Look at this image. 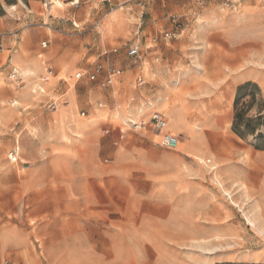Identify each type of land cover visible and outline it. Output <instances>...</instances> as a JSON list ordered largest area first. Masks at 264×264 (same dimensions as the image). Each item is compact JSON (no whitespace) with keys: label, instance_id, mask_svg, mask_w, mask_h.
<instances>
[{"label":"rangeland","instance_id":"obj_1","mask_svg":"<svg viewBox=\"0 0 264 264\" xmlns=\"http://www.w3.org/2000/svg\"><path fill=\"white\" fill-rule=\"evenodd\" d=\"M0 24V264H264V149L231 131L238 85L264 99V0H0ZM154 111L178 147L131 128Z\"/></svg>","mask_w":264,"mask_h":264},{"label":"trees","instance_id":"obj_2","mask_svg":"<svg viewBox=\"0 0 264 264\" xmlns=\"http://www.w3.org/2000/svg\"><path fill=\"white\" fill-rule=\"evenodd\" d=\"M231 131L242 140L251 137L256 149H264V99L255 83L245 82L237 86Z\"/></svg>","mask_w":264,"mask_h":264},{"label":"built area","instance_id":"obj_3","mask_svg":"<svg viewBox=\"0 0 264 264\" xmlns=\"http://www.w3.org/2000/svg\"><path fill=\"white\" fill-rule=\"evenodd\" d=\"M164 38H170L171 34L164 33ZM152 42H156V38L152 39ZM46 46V42L42 43V47ZM0 50H1V44H0ZM117 49L113 48L111 50H103L100 55H106L109 52H116ZM127 56L129 57H138L139 55V49L138 46H133L127 51ZM103 67L101 65H98L97 68L94 71L86 72V71H79L75 73L74 77L76 80L80 79H86L88 81H95L97 79L98 73L100 70H102ZM12 74H17L16 71H13ZM53 75V70L50 66H47L45 68V75L41 78V81H46L50 76ZM109 79H106V81L99 82L100 87H104L106 83H109ZM101 106V105H99ZM81 115H84L82 112ZM131 122V128L135 131L141 130V129H148L151 132L160 134L161 137V144L165 146L168 149H174L178 145V139L166 131L167 127V121L164 119V117L158 113V112H152L147 120L140 119L138 121H130ZM106 133V131H104ZM157 134V135H158Z\"/></svg>","mask_w":264,"mask_h":264},{"label":"crops","instance_id":"obj_4","mask_svg":"<svg viewBox=\"0 0 264 264\" xmlns=\"http://www.w3.org/2000/svg\"><path fill=\"white\" fill-rule=\"evenodd\" d=\"M37 34H38L37 36L39 37V39L42 38V37L45 38V41H43V42H46V46H47V43H49V46L51 45L50 44L51 43L50 36L45 31H42V33H37ZM12 41L13 42H11V40L7 39L5 36L0 39V44H1L0 60L4 56H8L9 52L17 53L19 51V49L14 50V48H15V46L17 44V41H14V40H12ZM76 42L77 43H75V45H74V43H69V39L68 38L60 41L59 45L61 47L64 45V48H62V54H65V53H68V52H70V53L71 52H76L77 53L76 55H80V54H78L80 52L79 51V49H80L79 48V42L78 41H76ZM42 43H41V47H42ZM28 46H30V49L32 51H35V50L38 49V44L35 42V40H34V42H31L30 44H28ZM74 46L76 47V49L72 48ZM42 48H44V47H42ZM5 52H8V54H5ZM38 58H40L39 55H38ZM69 60H70V64H72L73 61H74V58H72V59L70 58ZM12 61H14L15 63H19L21 66H24V67L30 66V67H32L34 69L39 70V64H38L37 60H28L27 61L23 57L22 54H18V55L12 56ZM115 76H117V73H112L111 75L109 74V76L107 77L110 80L109 83L112 81V78L115 77ZM80 80H83V79H80ZM84 80H86V79H84ZM86 81H88V80H86Z\"/></svg>","mask_w":264,"mask_h":264},{"label":"bare ground","instance_id":"obj_5","mask_svg":"<svg viewBox=\"0 0 264 264\" xmlns=\"http://www.w3.org/2000/svg\"><path fill=\"white\" fill-rule=\"evenodd\" d=\"M130 121H134V119H129ZM166 131H168L169 133H171L172 135H174L172 132H170L169 130H168V125H167V127H166V129H165ZM178 144H179V141H178ZM177 147H178V145H177Z\"/></svg>","mask_w":264,"mask_h":264}]
</instances>
